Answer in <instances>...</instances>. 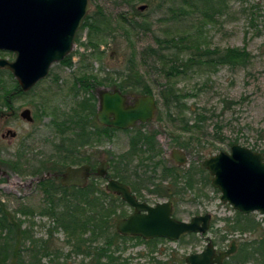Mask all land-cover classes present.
Masks as SVG:
<instances>
[{
    "label": "rangeland",
    "instance_id": "1",
    "mask_svg": "<svg viewBox=\"0 0 264 264\" xmlns=\"http://www.w3.org/2000/svg\"><path fill=\"white\" fill-rule=\"evenodd\" d=\"M89 1L91 7L87 15L95 14L98 29L97 32L88 27L82 29L81 25L70 53L72 65L62 60L53 63L47 77L26 94L14 97L11 108L0 107V166L7 172L0 177V200L18 213L24 220V228L35 238H41L57 251L59 264H93L83 254L71 252L73 241H69L54 216L44 213L47 203L38 182L53 171L32 173L45 159L50 163L61 161L56 158L57 145L62 144L65 135L72 137L70 131L65 135L58 131L55 122L73 114L77 102L84 96L82 90L74 88L75 79L93 74L102 81L106 78L120 80L134 55L155 96V118L125 131L110 129L108 135L99 137L90 126L93 136L86 144H74L70 151L65 149L66 145L61 147L65 149L62 152L70 155L69 160L64 161L84 160L88 155L97 164L102 160L111 164L114 159L109 175L116 174L118 178L131 181L151 203L167 200L166 195L159 192L165 194L170 190V199L175 203L174 215L178 219L190 220L206 213H210L212 219L205 234L195 233L193 237L187 235L177 241L166 239L157 247L149 248L130 240L116 248L117 263L157 264L161 260L171 264L177 259L185 260L191 253L201 252L209 242L217 251H222L234 240L238 246L257 237L264 231V215L257 211L241 212L260 223V228L231 231L238 211L221 201L220 190L212 185V175L202 167L203 160L220 151L230 152L237 143L264 153V0H214L212 8L208 6L210 2L193 0ZM142 5H145L143 10ZM215 7L220 10L214 11ZM171 38H188L191 41H187L188 44L219 51L238 48L249 56L244 63L214 68L203 65L169 79L162 62H154L152 58L144 60L141 53L150 46L158 48V39ZM15 56L14 52L0 50V57L14 60ZM2 76L7 88L17 81L13 74L3 73ZM169 83L185 94L182 103L177 105L180 108L166 107L161 92ZM99 86L109 90L118 88L109 83ZM125 94L129 99L143 95L133 90ZM26 108L32 110L33 122L20 116ZM98 108L99 99L95 118ZM87 110L86 117L90 118ZM13 111L14 115H10ZM194 124L199 127H193ZM9 129L16 131V137L4 136ZM138 135L154 137L157 151L149 152L148 143L137 138ZM173 148L185 150L188 162L172 165L166 156ZM190 169L193 174L188 176L184 172ZM188 182L192 183L191 187ZM106 183L101 180L100 184L103 187ZM156 189L158 192H152ZM24 209L30 213L23 214ZM117 210L124 216L131 211L125 205ZM48 259L45 258V264Z\"/></svg>",
    "mask_w": 264,
    "mask_h": 264
},
{
    "label": "trees",
    "instance_id": "2",
    "mask_svg": "<svg viewBox=\"0 0 264 264\" xmlns=\"http://www.w3.org/2000/svg\"><path fill=\"white\" fill-rule=\"evenodd\" d=\"M193 1L210 2L208 3L210 8L214 3V0ZM213 9L216 11L217 7ZM219 10L220 8L217 9V11ZM87 27L97 32L95 14L87 15L83 21L81 28ZM77 39L76 36L75 41ZM187 41L190 40L188 38L158 39L159 47L150 46L145 48L141 53L142 58L144 60L152 58L154 62H162V69L166 77L171 79L203 65L214 68L217 65L244 63L249 56L245 50L238 48L219 51L203 48L200 44H188ZM163 42H166V44L163 45ZM61 62L72 65V54L67 55ZM124 72L126 74H121L125 76H121L120 80L106 78L102 81L93 74H83L75 79L74 88L79 91L82 90L84 96L81 101L77 102V108L73 114H69L63 120L55 122L58 131L65 132L64 135L70 131L72 137L65 135L62 144L57 145L58 155L56 158L61 161L53 160L54 162L50 163L49 160L45 159L42 165L33 171L32 175L44 173L45 171L62 172V167L67 168L71 165L90 164L94 169L97 163L89 155L84 160L64 161L69 160L70 155L62 151H65V149L70 151L74 144L78 146L86 144L88 138L93 136L89 130L90 126L94 128L93 131L97 137L103 136V134L108 135L110 129H116L99 124L95 118L96 102L98 100L96 89L100 87L99 85L109 83L113 87H118L124 93L133 90L143 95H153L152 89L139 70L134 55L131 56ZM3 73L12 76L9 70L0 69V107L11 108L14 97L27 92L22 90L18 80L15 81L13 87L7 88L2 76ZM161 95L166 101V107L171 110L173 106H176V109L180 108L177 105L182 103L185 94L178 92L175 84L169 83L166 85V89L161 92ZM86 110L90 118L86 117ZM169 113L171 115V111ZM189 127L197 128L199 126L194 124L193 127ZM137 138L144 139L148 143L149 152L157 151L154 137L138 135ZM65 139L68 141H65ZM64 145H66V148L61 149ZM181 146L187 148L184 145ZM149 159H152V157H149ZM112 161L110 165L114 167V159ZM11 166L15 171L17 170L13 165ZM202 169H204V166ZM184 173L191 176L193 171L190 169ZM109 176L118 178L116 174ZM101 180H104V178L92 175L85 186H66L54 177L41 179L38 182L39 188L45 194L44 200L47 203V206L43 208L44 213L54 216L58 226L67 233L69 241H73L72 253L83 254L85 257L90 258L93 264H118V257L115 256L116 248L130 240L137 241L138 244H145L149 248L157 247L161 241L166 240L165 238L143 239L139 236L120 234L116 230V224L124 215L118 214L117 209L122 207L125 202L119 196L108 192L105 186L102 187ZM188 183L191 187L192 183ZM29 213V210H23V214ZM237 214L233 226L230 227L231 231L247 232L256 231L260 228V223L251 216L243 215L239 211ZM23 225L24 220L18 216V213L10 210L0 200V264H45L44 260L47 257L49 258L47 264H59L57 251L52 250L46 244V241L41 238H35L31 231L24 228ZM187 235L193 237L195 233L184 234L181 238ZM184 261V259H177L171 264H184ZM247 261L254 262V264H264V231L254 239L238 244L237 251L226 259L225 263L245 264ZM157 264L169 263L160 260Z\"/></svg>",
    "mask_w": 264,
    "mask_h": 264
},
{
    "label": "water",
    "instance_id": "3",
    "mask_svg": "<svg viewBox=\"0 0 264 264\" xmlns=\"http://www.w3.org/2000/svg\"><path fill=\"white\" fill-rule=\"evenodd\" d=\"M90 7L89 0H0V50L16 55L14 60L0 57V68L9 69L23 91L31 90L48 76L53 63L71 53ZM140 9H145V5ZM98 98L97 120L104 126L127 129L156 116L154 95L137 96L134 104H128V96L119 88H99ZM20 116L34 121L29 108L22 110ZM16 134L9 129L4 136ZM172 152L179 165L188 162L181 149L173 148ZM108 166L103 160L96 174L106 177ZM203 166L212 175V185L220 190L222 202L245 214L257 211L264 215V153L237 143L230 152L220 151L203 160ZM6 174L0 167V177ZM91 174L89 164L70 166L62 173L61 183L85 186ZM106 190L121 195L135 207L134 213L117 223L116 229L122 235L176 241L183 234H205L210 228V213L195 215L190 220L178 219L173 215L171 201L156 205L139 202L130 188L115 178L109 179ZM237 249L235 240L222 251L209 242L201 252L191 253L185 260L187 264H225V259Z\"/></svg>",
    "mask_w": 264,
    "mask_h": 264
},
{
    "label": "flooded vegetation",
    "instance_id": "4",
    "mask_svg": "<svg viewBox=\"0 0 264 264\" xmlns=\"http://www.w3.org/2000/svg\"><path fill=\"white\" fill-rule=\"evenodd\" d=\"M99 89V88H98ZM97 89V90H98ZM114 89V88H113ZM113 89H111V90H113ZM123 92V91H122ZM124 93V92H123ZM125 94V93H124ZM125 95H127V94H125ZM128 96V95H127ZM129 97L130 96H128V104H134L135 103V98L134 99H129ZM99 99V98H98ZM30 109V108H29ZM31 110V109H30ZM31 112H32V110H31ZM98 112V111H97ZM14 111L10 114V115H14ZM34 117V116H33ZM96 119H97V113H96ZM98 121V120H97ZM148 122V121H147ZM99 123V122H98ZM143 123V122H142ZM100 124V123H99ZM102 125V124H101ZM113 128H116V127H113ZM130 128H133V127H130ZM130 128H127V129H130ZM116 129H119V128H116ZM127 129H120V130H123V131H125V130H127ZM16 137V136H15ZM185 154H186V152H185V150H183V149H181ZM187 155V154H186ZM187 157H188V155H187ZM166 158H167V160L172 164V165H177V166H181V165H179L176 161H175V159H174V157H173V152H172V150H171V152L169 153V155L168 156H166ZM188 159H189V157H188ZM168 162V163H169ZM98 165L99 164H97L95 167H94V169L92 168V166H91V171H92V175H95V176H98L97 174H96V171H97V167H98ZM171 165V166H172ZM108 168L110 169L111 168V165H110V163H109V166H108ZM67 169V168H66ZM65 169V170H66ZM65 170L64 171H62V172H54V173H52V172H49V177H54V178H56L58 181H60L61 182V177H62V173H64L65 172ZM57 174V175H56ZM111 178H113V177H110L109 176V174L106 176V177H104V180H106L107 182L109 181V179H111ZM116 180H118L119 182H121V183H123V184H125V185H127L129 188H130V191H131V193L138 199V201L139 202H144V203H147V204H149V205H156L157 203H158V201L157 202H155V203H151L147 198H145L144 196L145 195H143L142 193H141V189L140 188H137V186H135L131 181H128L127 179H124V178H115ZM107 184V183H106ZM105 188H106V185H105ZM151 191V190H150ZM157 191V189L156 190H152V192H156ZM170 190H166V193L165 194H161L160 192H159V194L160 195H166V197L168 198L167 200H165V201H171L172 203H173V213H174V209H175V203H174V201H172V199H170V192H169ZM109 192V191H108ZM158 192V191H157ZM110 193H112V192H110ZM113 194H115V195H117V196H119L124 202H125V206H128L130 209H131V211L127 214V215H125L123 218H126V217H128L129 215H131L132 213H134L135 212V207L133 206V205H131L130 203H128L127 201H125L123 198H122V196L121 195H118V194H116V193H113ZM161 202H163V201H161ZM224 263H225V261H224Z\"/></svg>",
    "mask_w": 264,
    "mask_h": 264
}]
</instances>
